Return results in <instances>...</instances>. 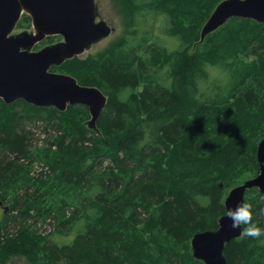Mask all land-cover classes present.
Returning <instances> with one entry per match:
<instances>
[{
    "label": "trees",
    "instance_id": "16d2710c",
    "mask_svg": "<svg viewBox=\"0 0 264 264\" xmlns=\"http://www.w3.org/2000/svg\"><path fill=\"white\" fill-rule=\"evenodd\" d=\"M115 1L123 34L104 51L51 68L108 97L97 131L88 128L84 106L61 112L0 99V264L15 255L31 264H204L193 258L192 238L218 230L225 191L242 181L243 170L259 174L264 24L236 31L237 39L200 43L224 1L214 0L193 27L173 21L172 28L171 21L181 45L169 51L147 45L150 33L137 40V12L193 17L208 0ZM30 22L23 15L17 28L27 30ZM227 58L235 66L225 70L224 84L210 83L209 69ZM38 130L49 148L32 151ZM35 161L42 165L36 173ZM245 202L264 229L260 191H247ZM81 221L72 243L53 241ZM224 255L228 264H264V236L242 235Z\"/></svg>",
    "mask_w": 264,
    "mask_h": 264
},
{
    "label": "water",
    "instance_id": "95a60500",
    "mask_svg": "<svg viewBox=\"0 0 264 264\" xmlns=\"http://www.w3.org/2000/svg\"><path fill=\"white\" fill-rule=\"evenodd\" d=\"M31 17L34 31L14 34L22 16ZM232 18L264 24V0H224L204 25L200 42ZM95 0H0V99L7 105L24 101L37 108L54 107L64 112L69 106H85L91 120L88 127L97 131V120L108 97L96 87L85 86L66 74L51 72L67 59L109 36L112 29L105 21L96 22ZM61 41L33 51L47 37ZM258 176L233 188L225 200L226 211L245 202L246 192L257 188L264 195V139L257 147ZM242 224L231 227L225 215L216 231L194 235L193 258L204 264H228L225 247L242 236Z\"/></svg>",
    "mask_w": 264,
    "mask_h": 264
},
{
    "label": "rangeland",
    "instance_id": "374dc122",
    "mask_svg": "<svg viewBox=\"0 0 264 264\" xmlns=\"http://www.w3.org/2000/svg\"><path fill=\"white\" fill-rule=\"evenodd\" d=\"M138 1L142 3V2H145L147 0H138ZM213 2H214V0H208L205 3V5H203V4L201 5L200 10L194 9L193 10L194 11L193 17H191L190 15H186V14L181 15V14L175 13L170 19L167 16V14L159 13V11H152V10L150 11L147 9H140L139 12H137V17H136V21H137V25H138L137 28H139L137 40L140 41L143 37H145L146 34L150 33L151 35L149 37L150 39L147 42V45L156 44V45L167 48L169 51L174 50L181 45V40L179 38L180 37L179 35L174 36L172 34V32H171V21H172V28H173V21L176 22L177 27H179V24L182 25V27H184V28L193 27L205 18V15L207 14V10L210 8V6L213 4ZM95 5H96L97 21H105L107 23V25H109L111 27L112 33L109 36L102 38L97 42H94L92 45L87 47V49L84 52L80 53L78 56H76L74 58L78 57V58L84 59V58L88 57L89 55H94L96 53L104 51L108 48V46L113 41H115L119 36H121L123 34L124 18H123V12H122L120 4L115 0H95ZM24 15H26V14H24ZM246 20H249V19H246ZM252 21L253 20L246 21V22H243L240 20H235V21L230 20L223 27H221L220 29L215 31L218 33L207 38L211 34L208 35L206 37L207 39L205 38L204 41L207 40L208 42L212 43L213 40L216 38H218L219 40H221L223 38H225L226 40L237 39L238 37H240L241 33L239 31V33L237 34L236 31H238L240 29H250V30L251 29H255V30L260 29L258 24H261V23H258L255 21H254L255 22L254 23ZM256 23H258V24H256ZM27 28H28L27 31H29V32L34 31L32 19L30 22V26H27ZM25 30H20V29L16 28L14 31V34H17L19 32H23ZM178 34H182V33H178ZM246 36H247V34H246ZM61 39L62 38L60 36L47 37L43 41L37 43L32 50L38 51V50L44 48L45 46L52 45L54 43L61 41ZM142 56L146 59H149V57H152L151 54L144 55V53H142ZM241 57H242V61L245 63H251L252 61H254V58H251V57H249V58L244 57L243 58L242 55H241ZM238 58L240 59V56ZM228 59H230V58H227V60L219 61L218 64L215 65L216 67L214 69H209V78L211 80L210 83H212L214 80L215 83H219L220 85L224 84V82H223L224 78L223 77L226 74L225 70H229L235 66V65L234 66H228L229 63L233 62L232 59H230V60H228ZM69 60H72V59H67L65 62H67ZM58 68H60V66ZM205 86H207V84L203 83V85L202 84L199 85V88L201 89L202 87L204 88ZM222 95L223 94H221V96ZM90 117H91V114H90ZM40 131H42V130L36 131L32 151L40 150L43 148H49L47 145V142L45 141V138L47 136L45 134H43V132L39 133ZM54 148L55 147H53L52 149L54 150ZM31 167H32L31 171L36 173L38 171L37 168L42 167V165L40 164V162L35 161V162H33V164H31ZM249 172L250 171L246 170V169L241 172V176L244 178L236 186H239V185L243 184L245 181L253 178V175L250 176ZM42 176L45 177L44 174H42ZM233 188L225 191V194L223 197V202H225L227 196L229 195L230 191ZM262 196L264 197V195H262ZM1 213H2V208H0V215H1ZM83 225H84V223H83V221H81L79 224L74 226L73 229L67 235H64V236L56 235V237L53 239V241L59 245H66V244L72 243V241L74 240V238L76 237L78 232L82 229ZM6 264H31V263L28 261V259L26 257H24V256L19 257V256L15 255Z\"/></svg>",
    "mask_w": 264,
    "mask_h": 264
},
{
    "label": "clouds",
    "instance_id": "9594fccd",
    "mask_svg": "<svg viewBox=\"0 0 264 264\" xmlns=\"http://www.w3.org/2000/svg\"><path fill=\"white\" fill-rule=\"evenodd\" d=\"M231 220V227L236 228L241 222L249 224L242 231V234L248 237L264 236V229L256 226L253 222L252 206L246 202L237 203L234 208L228 209L224 214Z\"/></svg>",
    "mask_w": 264,
    "mask_h": 264
},
{
    "label": "bare ground",
    "instance_id": "6f19581e",
    "mask_svg": "<svg viewBox=\"0 0 264 264\" xmlns=\"http://www.w3.org/2000/svg\"><path fill=\"white\" fill-rule=\"evenodd\" d=\"M32 162V161H31ZM65 212V211H64ZM62 216V215H61ZM64 216V215H63ZM66 216V215H65ZM87 219V218H86ZM27 221V220H26ZM41 222V221H40ZM63 223V222H62ZM23 224V223H22ZM34 225V224H33ZM30 229V228H29ZM2 237V236H1ZM5 237V236H4Z\"/></svg>",
    "mask_w": 264,
    "mask_h": 264
}]
</instances>
